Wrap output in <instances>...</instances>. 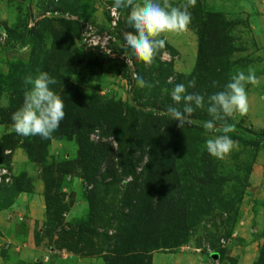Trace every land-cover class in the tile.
I'll return each instance as SVG.
<instances>
[{
	"label": "rangeland",
	"instance_id": "374dc122",
	"mask_svg": "<svg viewBox=\"0 0 264 264\" xmlns=\"http://www.w3.org/2000/svg\"><path fill=\"white\" fill-rule=\"evenodd\" d=\"M171 2L180 5L185 0ZM112 3L0 0V142L9 136L13 144V148L3 150L7 158L0 163L11 177L9 184H0V264H106L103 255L113 242L104 241L105 232L111 235L116 230V216L130 181L118 158L110 155L104 157L108 160L95 175L96 183L87 182L83 178L86 158L80 156L74 135L62 136L57 130L50 139H41L13 131L11 116L22 105L26 90L23 78L42 71L56 79L50 88L63 99L64 111L78 107V116L85 118L87 113L85 120L92 117L99 121L90 132V141L109 143L115 153L113 137L100 134L110 128L121 131L123 115L132 118L124 108L130 103L136 112L161 117L158 125L167 123L165 135L167 131L177 133L173 169L177 184L170 186L184 188L191 223L189 240L183 247L150 251L151 264H253L264 243V137L258 138V144L231 138L234 146L228 155L223 159L210 156L205 141L223 133L203 128V121L210 118L205 109H195L190 123L179 128L167 108H182L170 100L173 87L160 80L187 87L198 70L201 30L196 18L204 14L202 21L223 24L227 66L211 72L222 74L227 83L237 71L247 74L251 68L257 78L256 84L245 86L248 111L233 114L227 123L232 125L231 131L245 138L264 135V0H197L189 9L192 20L186 31L162 34L173 51L163 49L151 65L144 63L141 77L151 87L135 94L139 98L135 102L131 74L124 72L122 62L126 52L122 60L115 57L123 43V31H132L126 23L128 10L118 11L116 26L109 29L111 52L89 46L74 27L69 33L65 28V22L74 21L76 16L91 20L92 27L96 22L100 29L108 28ZM69 48L70 57L65 54ZM218 85L198 83L188 89H195L194 93L207 100L222 90L224 84ZM217 123L222 127V122ZM155 155L152 159L146 151L135 153V158L141 157L136 172L140 173L150 159L155 165L143 174V183L151 181L152 175L153 185L163 178L160 157ZM18 184L21 189H17ZM111 217L114 220L107 223ZM206 243L222 249L223 263L214 257L207 259L202 249Z\"/></svg>",
	"mask_w": 264,
	"mask_h": 264
},
{
	"label": "trees",
	"instance_id": "16d2710c",
	"mask_svg": "<svg viewBox=\"0 0 264 264\" xmlns=\"http://www.w3.org/2000/svg\"><path fill=\"white\" fill-rule=\"evenodd\" d=\"M199 14H201V12ZM203 15L204 14H201L196 18L201 32L196 59V67L198 70L197 74L191 76V80L195 79L193 88L197 87L198 83L200 85L205 83L207 87H211L210 85L213 81L226 84L222 74L211 72L212 70L216 71L217 67H221L222 65L227 66L226 63L228 60L226 52L228 51L225 46L227 43L226 34L224 33L225 26L219 22L210 25L208 22L201 20L200 16ZM207 16H209L208 18L210 19H214V16ZM82 19L83 18H80V16H76L73 19L74 21L67 20V22H65L67 33L74 27V29H77V36L81 38L80 31L82 22L92 23L91 20L86 19L87 21H83ZM205 23H207V25H205ZM97 24L96 22L94 23L95 26H97ZM102 30L101 28V31ZM36 33L39 34L37 31ZM163 49L173 51L171 47L166 44ZM163 49L156 54V59H159ZM122 52H126L132 60V66L128 65L124 60L122 62L124 72L128 74L129 71L131 74V78L129 77V79L130 86L134 93L132 99L134 98L133 100L135 102L139 99L137 95H141L143 88L136 87L137 84L134 77L136 75L142 76L141 68L144 63L134 56H131V53L124 50L122 47L116 52L115 57L119 56ZM65 54L69 57L71 56L70 48ZM103 56L104 58H109L105 54ZM160 81L162 84L164 83L173 88L178 84L177 81L174 85L171 83L168 84L164 78H161ZM193 88L187 90L194 93L195 89ZM215 88H219V85L217 84ZM171 102L173 101L171 100ZM180 106L181 108L183 107L182 104ZM77 108H72L71 110L68 108L65 109V117L60 122L58 132L62 136H75L79 146L78 152L82 158H86V164L83 167V178L89 183H96L95 175L100 170L101 164L107 162L108 159L104 160V157L110 155L113 159L118 158L119 164H121L123 167L122 169H124V174L130 177L124 195V205L116 216V230L111 235L105 232L104 241L108 242L112 239L113 242V247L106 250L103 255L105 263L151 264L150 251L157 250L161 247L175 249L185 245L189 240L191 223L189 220L190 214L186 207V198H184V188L171 187L177 184L176 172H173L177 151V133L171 135L172 132L167 131L169 134L167 133V135H165L167 123L165 122L163 126L158 125V119H161V117L158 118L157 115L151 113H146L144 115L141 111L136 112L133 104L130 103L124 105V108L128 110L127 114L132 118H126L125 114L123 115L119 123L121 131L117 133L114 129L110 128L109 130H102L100 134L103 137H113L117 143V152L115 153L111 151L109 143L100 144L90 141V132L93 131L95 127L99 126V121L95 122L92 117L90 120H85V118L88 117L87 113H85V118L84 115L78 116ZM81 118L84 120H81ZM163 121L164 120H162V123ZM228 135L232 139H238L241 142L252 144H258L259 141H261L258 138L264 137L263 134H259L256 139L245 138L233 131H230ZM9 139L10 137L7 136L0 142V163H3L7 158L3 150L6 148H13V144H11L12 142ZM137 150H142V152L146 151L149 158H152L155 153L158 155H155L157 158L160 157L162 170H164L161 181L153 185L154 176L152 175L151 181L143 183V174L151 171L155 165L150 159L147 165L141 168L142 171L140 173L136 172V167L141 159V157L135 158ZM110 163L111 162H108L107 164ZM167 182L168 184L166 185ZM6 187L4 189H6ZM17 189H21L19 184ZM113 218L114 217L107 219V223L114 220ZM209 246L212 250L211 252H207L205 247H202L204 253L207 255V259L212 257V253H216L218 254L219 263H223L222 249L217 250L215 249L217 247L211 246V244ZM257 255L258 258L253 264H264V243Z\"/></svg>",
	"mask_w": 264,
	"mask_h": 264
},
{
	"label": "clouds",
	"instance_id": "9594fccd",
	"mask_svg": "<svg viewBox=\"0 0 264 264\" xmlns=\"http://www.w3.org/2000/svg\"><path fill=\"white\" fill-rule=\"evenodd\" d=\"M196 2L197 0H185L183 4L174 5L171 0H113L109 7L114 12L128 10L126 23L132 29L123 31L121 47L129 51L131 56L151 65L156 54L165 47L162 34L182 33L188 29L192 20L189 9L195 7ZM96 29L101 31L98 24ZM126 55L128 58L124 61L128 63L131 58L127 53ZM122 56L123 52L116 57L122 59ZM134 78L138 87H151L139 75ZM23 80L26 90L22 105L12 113V129L22 137L39 136L41 139H50L65 117L63 99L50 88L57 81L46 71L26 76ZM249 83H257L254 70L249 68L247 74L237 71L230 76L222 90L209 95L207 100L201 94L187 91L195 85V79L188 81L187 87L176 84L171 90V100L175 105L182 104L183 107L181 110L169 106L167 114L182 128L190 123L195 109H205L210 118L203 121V128L210 133L223 134L207 139L204 147L210 156L223 159L234 146V141L228 135L232 125L227 123V118L235 113L243 115L248 111L245 86ZM217 84V81L212 82L213 87ZM217 122H222V127Z\"/></svg>",
	"mask_w": 264,
	"mask_h": 264
},
{
	"label": "built area",
	"instance_id": "2783aa9c",
	"mask_svg": "<svg viewBox=\"0 0 264 264\" xmlns=\"http://www.w3.org/2000/svg\"><path fill=\"white\" fill-rule=\"evenodd\" d=\"M109 9V15L111 17V21L109 23V27L107 29H104L102 31H99L96 29V27H92L90 23L88 22H82L81 25V31H80V39H83L89 46L95 47L96 49H100V51H109L111 52V48L108 47L111 41V35H109V29H113L114 26H116L117 20H118V12H114L110 7ZM113 55V54H112ZM110 55V56H112ZM125 57V61H126ZM128 65L132 66V61L129 59ZM6 153H9V151H6ZM8 171L4 168H0V184H9L11 177L10 174L8 175ZM221 242L223 243L224 240L221 239ZM203 247L207 250V252H211V248L208 243H206ZM215 255V256H213ZM217 255V256H216ZM212 257L218 259V254L212 253ZM212 257L208 258L209 260L212 259ZM218 262V260H216Z\"/></svg>",
	"mask_w": 264,
	"mask_h": 264
},
{
	"label": "crops",
	"instance_id": "0c3cea01",
	"mask_svg": "<svg viewBox=\"0 0 264 264\" xmlns=\"http://www.w3.org/2000/svg\"><path fill=\"white\" fill-rule=\"evenodd\" d=\"M181 247H183V246H181ZM213 256H215V255H213ZM217 256V255H216ZM219 259V258H218ZM224 262V261H223ZM152 264H153V261H152Z\"/></svg>",
	"mask_w": 264,
	"mask_h": 264
}]
</instances>
